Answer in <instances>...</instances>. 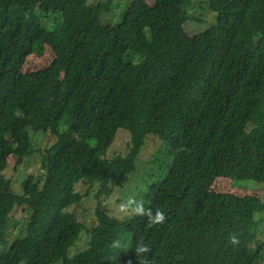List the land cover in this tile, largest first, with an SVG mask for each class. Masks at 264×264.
<instances>
[{
  "label": "trees",
  "instance_id": "trees-1",
  "mask_svg": "<svg viewBox=\"0 0 264 264\" xmlns=\"http://www.w3.org/2000/svg\"><path fill=\"white\" fill-rule=\"evenodd\" d=\"M112 2L0 0V180L9 158L32 156V134L56 138L42 180L0 194V244L12 214L28 213L0 264H140L138 242L151 248L149 264H264V201L214 191L219 179L264 185V0H132L116 26L101 21ZM196 5L213 22L190 35ZM40 43L52 62L24 72ZM118 130L129 134L127 153L106 160ZM149 136L171 160L142 196L166 222L111 218L101 200L135 171ZM79 185L96 186V225L68 258L85 227L71 212Z\"/></svg>",
  "mask_w": 264,
  "mask_h": 264
},
{
  "label": "rangeland",
  "instance_id": "rangeland-1",
  "mask_svg": "<svg viewBox=\"0 0 264 264\" xmlns=\"http://www.w3.org/2000/svg\"><path fill=\"white\" fill-rule=\"evenodd\" d=\"M106 0H87L89 5H95ZM132 0H113L109 13L103 14L101 21L105 25L116 26L121 23L125 12L130 6ZM202 6H195L193 16L197 19L185 26L186 33L194 35L203 32L212 24L213 17L203 9ZM203 8V7H202ZM206 21V22H205ZM54 53L50 47L40 43L36 46L32 55L27 59L24 66V72L36 71L46 68L53 60ZM64 127L60 128L62 132ZM129 134L124 130H118L113 144L107 150L104 158L106 160H114L117 157H124L128 150ZM31 141L34 153L28 159L18 164L14 157L9 158L8 167L3 173L0 180V194L2 195H22V183L29 177L35 178L36 181L42 180L41 160L42 154L50 149L55 143L56 138L50 135L32 134ZM94 143L91 142V146ZM165 147V148H164ZM166 149V144L159 141L153 136H149L140 154L135 162V171L125 176L122 180L121 188H114L113 193L108 198L101 200L102 210L111 218L117 220H129L132 216H127L119 211V205L128 198L134 197L137 200H143L142 190L162 181L168 171V163H170ZM174 155H172V160ZM214 191L216 193L230 194L234 196H258L264 201V185L254 182H233L228 180H216L214 182ZM77 192L81 195L80 204L71 209L76 220L84 227L80 234L79 241L72 246L67 253L68 258L84 252L88 247L89 236L86 230L96 225L94 210L96 201L94 193L96 186L79 185ZM144 201V200H143ZM264 215V213H263ZM261 220V226L257 232V238L264 243V216H257ZM28 223V213L24 209L16 210L10 217L9 225L6 231V238L0 244V252L6 251L10 243L21 239L25 234L26 225Z\"/></svg>",
  "mask_w": 264,
  "mask_h": 264
},
{
  "label": "clouds",
  "instance_id": "clouds-1",
  "mask_svg": "<svg viewBox=\"0 0 264 264\" xmlns=\"http://www.w3.org/2000/svg\"><path fill=\"white\" fill-rule=\"evenodd\" d=\"M119 211L127 216L132 217H144L147 219L149 226L163 225L166 222L165 213L156 208L155 211L151 207H146L143 200H137L134 197L128 198L125 202L119 205ZM229 243L232 245H238L240 243L239 236L235 233L229 235ZM113 248L123 247L121 241H114L111 245ZM151 252V248L143 243L138 242L134 247V253L140 264H149V261L144 258L146 254ZM131 264V261H129Z\"/></svg>",
  "mask_w": 264,
  "mask_h": 264
}]
</instances>
